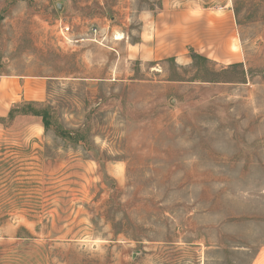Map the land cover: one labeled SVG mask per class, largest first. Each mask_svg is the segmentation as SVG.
I'll use <instances>...</instances> for the list:
<instances>
[{"label":"rangeland","instance_id":"374dc122","mask_svg":"<svg viewBox=\"0 0 264 264\" xmlns=\"http://www.w3.org/2000/svg\"><path fill=\"white\" fill-rule=\"evenodd\" d=\"M162 4L0 0V76L49 78L0 117V264H245L264 243V0H231L223 33L180 2L141 16Z\"/></svg>","mask_w":264,"mask_h":264},{"label":"crops","instance_id":"0c3cea01","mask_svg":"<svg viewBox=\"0 0 264 264\" xmlns=\"http://www.w3.org/2000/svg\"><path fill=\"white\" fill-rule=\"evenodd\" d=\"M230 1L231 0H163L161 7L163 9H159V11L156 13L145 10L141 13V16L150 17V19L156 25L160 20H162V18L165 19L167 15L172 13L177 14V12L172 11V6L180 2L184 5L197 6V10L201 14L203 11H206L205 14L212 12L213 17L217 16V18L214 19L218 20V32L223 33L225 30L223 22L224 19L228 17ZM203 5H207V7H203ZM200 6L202 9H200ZM148 28V24L143 27L144 34H148ZM48 80L49 78L46 77H26L21 74L0 76V117L7 116L11 106L17 102H42L45 100L47 94V85L49 83ZM235 251L247 253L248 251H251V249L244 247L238 248ZM245 264H264V243L258 245L253 250V253L250 254L249 261Z\"/></svg>","mask_w":264,"mask_h":264},{"label":"trees","instance_id":"16d2710c","mask_svg":"<svg viewBox=\"0 0 264 264\" xmlns=\"http://www.w3.org/2000/svg\"><path fill=\"white\" fill-rule=\"evenodd\" d=\"M26 105L30 106L31 102H24ZM31 107V106H30ZM13 110H10L8 115H12ZM22 114H31V115H36V116H41L42 120H43V124L46 126V124L48 123L46 118L48 113L46 112V110H38L36 108H30L27 112H22Z\"/></svg>","mask_w":264,"mask_h":264},{"label":"water","instance_id":"95a60500","mask_svg":"<svg viewBox=\"0 0 264 264\" xmlns=\"http://www.w3.org/2000/svg\"><path fill=\"white\" fill-rule=\"evenodd\" d=\"M57 9L60 10L61 9V5L57 4Z\"/></svg>","mask_w":264,"mask_h":264},{"label":"built area","instance_id":"2783aa9c","mask_svg":"<svg viewBox=\"0 0 264 264\" xmlns=\"http://www.w3.org/2000/svg\"><path fill=\"white\" fill-rule=\"evenodd\" d=\"M65 30L67 31V30H68V28H67V27H65Z\"/></svg>","mask_w":264,"mask_h":264}]
</instances>
